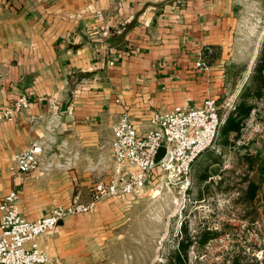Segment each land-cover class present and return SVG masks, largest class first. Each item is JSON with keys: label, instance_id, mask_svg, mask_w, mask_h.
I'll return each instance as SVG.
<instances>
[{"label": "crops", "instance_id": "0c3cea01", "mask_svg": "<svg viewBox=\"0 0 264 264\" xmlns=\"http://www.w3.org/2000/svg\"><path fill=\"white\" fill-rule=\"evenodd\" d=\"M232 2L0 0V201L15 189L22 217L44 215L66 201L71 180L88 187L95 172L110 176L111 126L122 112L144 132L151 111L198 106L210 96L235 41ZM205 49L217 55L209 64ZM21 94L27 108L2 116ZM49 116L56 117L48 152L55 164L10 174L12 155L47 137ZM57 153L76 158L66 168ZM69 216L38 237L51 258L60 255L57 242H68Z\"/></svg>", "mask_w": 264, "mask_h": 264}, {"label": "rangeland", "instance_id": "374dc122", "mask_svg": "<svg viewBox=\"0 0 264 264\" xmlns=\"http://www.w3.org/2000/svg\"><path fill=\"white\" fill-rule=\"evenodd\" d=\"M232 1L235 41L210 93L217 100L219 127L241 99L252 105L238 136L223 142L218 129L213 143L191 163L186 182L169 181L153 169L140 195L102 198L91 211L69 216L68 242H57L61 252L50 264H169L181 239L188 243L185 264H230L233 258L237 264H264V177L260 180L255 169V151L264 158V91L256 97L245 90L264 40V0ZM101 174H89L88 187L71 180L61 203L76 191L88 201L91 184L106 180ZM247 180L258 189L243 206L239 197ZM203 228L215 235L199 243Z\"/></svg>", "mask_w": 264, "mask_h": 264}, {"label": "built area", "instance_id": "2783aa9c", "mask_svg": "<svg viewBox=\"0 0 264 264\" xmlns=\"http://www.w3.org/2000/svg\"><path fill=\"white\" fill-rule=\"evenodd\" d=\"M101 34H106L102 31ZM195 65L205 69L206 64L197 60ZM27 98L21 94L1 114L7 117L26 109ZM217 102L213 96L205 97L198 106L175 105L166 111H151L147 129L139 132L126 112H122L111 126L109 143L110 176L97 181L89 188V200L83 202L79 191L64 204L52 207L46 214L25 219L18 212L15 189L9 190L0 201V264H50V256L38 245L40 234L51 231L58 221L73 214H85L102 198L137 196L152 179L153 169L167 180L186 182L191 163L214 141L219 126ZM55 116H49L44 139L31 140L26 147L11 157L10 174L48 172L55 164L49 152L56 145L53 131ZM50 124V125H49ZM58 147H64L59 142ZM162 156L154 163L157 149ZM62 165H72L75 153L63 156Z\"/></svg>", "mask_w": 264, "mask_h": 264}, {"label": "trees", "instance_id": "16d2710c", "mask_svg": "<svg viewBox=\"0 0 264 264\" xmlns=\"http://www.w3.org/2000/svg\"><path fill=\"white\" fill-rule=\"evenodd\" d=\"M207 51L206 49L203 50V54L206 55ZM206 56L208 59L206 60V63L209 64L212 57L214 58L216 55L214 52L207 53ZM249 84V85H248ZM247 86L245 87V90L248 93V90L251 91L253 96L259 97L261 95V92L264 91V40L262 41V44L260 46L258 56L256 58V61L254 63V66L252 68L251 75L249 77V82ZM246 94L244 95V97ZM252 105H247L244 102V99H241L238 103L235 111L232 114H229L221 126H218V129L220 131L222 141H227L228 136H231L232 138H236L239 134L240 128L242 127L243 120L247 118L250 110L252 109ZM217 129V131H218ZM261 150L258 149L255 151V155L258 158L257 163L255 164V169L257 171L258 176L261 177L260 180H263L264 177V158L259 157ZM251 158H247V161L249 164L251 163ZM258 189V185L252 181L247 180L245 190L242 193V197H239L241 203L243 206H249L250 203L254 200V197L256 196ZM215 235V231L207 228H203L199 232V243H204L211 237ZM187 248L188 243L186 241H183L181 239L176 244L175 248H173L171 252V261H169V264H185V259L187 256ZM230 264H237V258L231 259Z\"/></svg>", "mask_w": 264, "mask_h": 264}, {"label": "water", "instance_id": "95a60500", "mask_svg": "<svg viewBox=\"0 0 264 264\" xmlns=\"http://www.w3.org/2000/svg\"><path fill=\"white\" fill-rule=\"evenodd\" d=\"M162 154H163V149L162 148L157 149L153 157V162L155 163L162 156Z\"/></svg>", "mask_w": 264, "mask_h": 264}]
</instances>
